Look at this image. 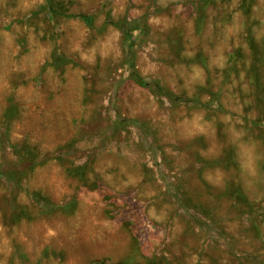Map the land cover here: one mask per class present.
I'll use <instances>...</instances> for the list:
<instances>
[{
    "label": "rangeland",
    "instance_id": "rangeland-1",
    "mask_svg": "<svg viewBox=\"0 0 264 264\" xmlns=\"http://www.w3.org/2000/svg\"><path fill=\"white\" fill-rule=\"evenodd\" d=\"M0 264H264V0H0Z\"/></svg>",
    "mask_w": 264,
    "mask_h": 264
},
{
    "label": "trees",
    "instance_id": "trees-1",
    "mask_svg": "<svg viewBox=\"0 0 264 264\" xmlns=\"http://www.w3.org/2000/svg\"><path fill=\"white\" fill-rule=\"evenodd\" d=\"M81 19H82L84 22L87 23V20H86V18H85L84 16H82Z\"/></svg>",
    "mask_w": 264,
    "mask_h": 264
}]
</instances>
